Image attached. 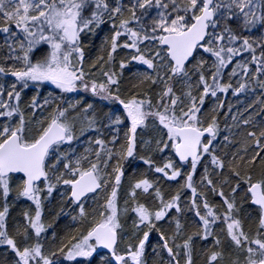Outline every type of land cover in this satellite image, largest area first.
I'll list each match as a JSON object with an SVG mask.
<instances>
[{"label":"snow or ice","instance_id":"snow-or-ice-1","mask_svg":"<svg viewBox=\"0 0 264 264\" xmlns=\"http://www.w3.org/2000/svg\"><path fill=\"white\" fill-rule=\"evenodd\" d=\"M0 264H264V0H0Z\"/></svg>","mask_w":264,"mask_h":264}]
</instances>
